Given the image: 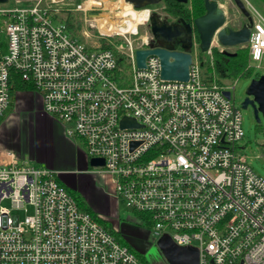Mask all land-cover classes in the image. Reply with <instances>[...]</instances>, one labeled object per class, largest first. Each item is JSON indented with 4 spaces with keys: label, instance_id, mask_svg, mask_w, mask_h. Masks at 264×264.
I'll use <instances>...</instances> for the list:
<instances>
[{
    "label": "built area",
    "instance_id": "1",
    "mask_svg": "<svg viewBox=\"0 0 264 264\" xmlns=\"http://www.w3.org/2000/svg\"><path fill=\"white\" fill-rule=\"evenodd\" d=\"M28 1L0 6V123L14 73L87 159H104L95 170L142 215L152 242L167 234L196 246L199 264H264V177L239 146L236 82L204 73L196 37L188 80H169L157 55L137 64L149 39L120 52L91 48L61 18L64 0ZM243 1L253 17L250 66L264 69V15ZM124 117L136 125L122 126ZM0 153L8 158H0V202L12 203L0 205V264H149L80 206L57 170Z\"/></svg>",
    "mask_w": 264,
    "mask_h": 264
},
{
    "label": "rangeland",
    "instance_id": "2",
    "mask_svg": "<svg viewBox=\"0 0 264 264\" xmlns=\"http://www.w3.org/2000/svg\"><path fill=\"white\" fill-rule=\"evenodd\" d=\"M16 0H9L8 3L2 4L11 6L15 4ZM250 3L256 7L264 15V4L258 0H249ZM23 3H28L29 1L22 0ZM125 0H64L62 4V11H60V16L66 18L71 15L72 21L74 24V32L87 46L94 47H111L116 51H124L128 49L130 43L133 46H140L146 39L152 38V32L150 29V19L146 23L138 25V31L136 33H121L114 31L113 33L101 34L97 25V22L92 19L93 16L97 15L101 18L108 17L111 20L115 21L119 16H116V13H119L123 10ZM219 3L226 11L227 15V24L231 25L234 28L240 26L241 23L245 20L243 13L236 6L233 0H220ZM228 6H227V5ZM1 6V4H0ZM90 6V7H89ZM188 6L190 10H193V0L188 1ZM134 7V6H133ZM136 8V7H134ZM163 1L148 5L141 8H136L138 10H149L150 13L156 11L160 14L162 19L172 20L174 17L169 15L164 11ZM3 21L0 23V25ZM237 26V27H236ZM5 38V37H4ZM197 41V37L195 38ZM198 43V41H197ZM220 45V44H219ZM222 45H220L221 47ZM213 47H218L213 46ZM212 47V48H213ZM248 44H242L231 47L228 51L234 52L240 48H247ZM219 48V47H218ZM201 52V50L199 49ZM201 59L205 62L210 59V54L208 52H201ZM128 67V66H125ZM129 68V67H128ZM207 67L203 66V71L205 74L213 73L212 71L207 72ZM256 73L264 74V69L255 68L253 69L251 76L230 78L228 80L236 82L234 97L235 102L238 108H240L243 115V130L244 138L239 141V146L241 151L247 156L248 162L254 167L256 172L264 177V118L262 119L261 124L256 123L253 111L251 108H243L241 106V101L244 97L245 90L250 84L251 80L255 77ZM212 75V74H210ZM26 89V88H25ZM23 89L20 91H12L11 101L12 105L7 109L4 120L10 115V118L13 119L10 121V128L8 129L11 134L12 144H16L22 134V111L24 109L23 105L18 102L17 93L22 94ZM29 96H33V93H30ZM12 114V115H11ZM81 143V141H80ZM82 144V143H81ZM28 160V159H27ZM28 163H31L28 160ZM93 169L95 168L94 166ZM103 180L101 184L103 187H108L110 184L109 178L106 176H100ZM111 194V193H110ZM0 205L12 207L10 200L5 199L0 202ZM111 208H114L112 212H97L94 209V213H98L104 223L110 228L114 227V231L123 232L124 225L129 226L127 229H131L127 234H121L125 243L129 244L136 254L147 261L149 264H170L166 256L164 255L162 249L159 247L157 241L152 242L148 238L147 228L141 223L139 216L130 210L123 200H117L112 203ZM32 206H28V212L23 210L16 211L19 213L21 218H24L26 213H32ZM115 214V217H114ZM98 217L97 214H95ZM118 227V230L116 229ZM125 233H127L125 231Z\"/></svg>",
    "mask_w": 264,
    "mask_h": 264
},
{
    "label": "water",
    "instance_id": "3",
    "mask_svg": "<svg viewBox=\"0 0 264 264\" xmlns=\"http://www.w3.org/2000/svg\"><path fill=\"white\" fill-rule=\"evenodd\" d=\"M136 8L145 7L161 2L162 0H125ZM187 3L189 0H178ZM220 0H204L206 12L195 18L193 23L181 19V23L169 22L162 19L160 14L153 11L150 16V29L152 38L147 48L136 51L137 64L145 67L148 55H157L161 63V77L169 80H188L190 65L193 62V26L199 35V48L202 52H208L214 41L218 44L233 47L245 44L249 41L253 25V17L243 0H233L247 21L237 27L226 25V11L219 3ZM9 0H0V4L8 3ZM186 28V29H185ZM177 42V43H176ZM178 45V46H177ZM231 54L230 51H223ZM227 97H231L230 91H225ZM248 97L242 102L243 108H248V103L255 107V117L260 120L259 113L264 118V74L254 77L246 88ZM136 125L134 119L124 117L122 126ZM91 166H104L103 158L92 157L89 160ZM170 264H199V249L193 245H178L169 235H163L157 241Z\"/></svg>",
    "mask_w": 264,
    "mask_h": 264
},
{
    "label": "crops",
    "instance_id": "4",
    "mask_svg": "<svg viewBox=\"0 0 264 264\" xmlns=\"http://www.w3.org/2000/svg\"><path fill=\"white\" fill-rule=\"evenodd\" d=\"M20 90L22 89L14 90V92ZM23 90L26 92L16 94L19 98L18 102L20 101V104L24 107L21 119L23 135H19V141L12 144L8 129L13 117L10 118L9 115L0 123V150L11 149L15 151L19 158L28 159L31 162L30 164L57 170V179L70 191L80 195L94 215H98V213H94V209L97 212L113 214L110 213V210L114 211L111 206L116 198L111 191L110 178L91 167L89 159L79 151L74 141L66 135L61 122L51 118L42 109L39 93L32 89ZM30 93H33V96H29ZM11 103L12 101L10 106ZM0 158L8 160L4 153H0ZM103 175L109 178L110 184L108 187L101 185L103 180L100 176ZM98 218L103 217L98 215ZM101 221L104 223L102 219ZM128 227L124 225L127 233L123 231L121 234L129 235L128 233H132L130 228L127 229ZM111 228L115 229L114 227ZM116 229L118 230V227ZM121 237L123 239L122 235Z\"/></svg>",
    "mask_w": 264,
    "mask_h": 264
},
{
    "label": "trees",
    "instance_id": "5",
    "mask_svg": "<svg viewBox=\"0 0 264 264\" xmlns=\"http://www.w3.org/2000/svg\"><path fill=\"white\" fill-rule=\"evenodd\" d=\"M27 1V0H25ZM164 3V11L168 13L169 15H172L174 18L177 19H184L188 22L194 21L195 18L203 15L206 12L204 0H193V10H190L187 3L179 2L178 0H162ZM261 1L264 4V0H258ZM62 18V17H61ZM66 24L68 29L75 35L74 32V24L72 21L71 15L67 16L66 18H62ZM3 21V17L0 15V23ZM198 42H200L199 35L197 34ZM5 50V44L2 38L0 37V55ZM202 52V51H201ZM200 54L202 55V53ZM208 59L207 62L203 61V66L207 67V72L212 71L213 73L209 74H215L217 77V80L222 82L223 80H228L230 78H238V77H246L251 76L253 69H255L253 66H250V55H249V47L247 48H240L237 49L234 52H231V54H226L223 51H221L218 47L212 48V56ZM260 73H256L255 77H259ZM30 86L23 82L20 77L17 74L12 75V87H11V93L14 90L17 89H28ZM72 192V191H71ZM75 197L78 199L80 206L91 212L92 211L88 208L86 202L81 198L80 195H77L76 193L72 192ZM142 216L141 214H138ZM99 221L101 219L98 218ZM102 222V221H101ZM103 223V222H102ZM119 239L124 242V240L121 237V233L114 231Z\"/></svg>",
    "mask_w": 264,
    "mask_h": 264
},
{
    "label": "bare ground",
    "instance_id": "6",
    "mask_svg": "<svg viewBox=\"0 0 264 264\" xmlns=\"http://www.w3.org/2000/svg\"><path fill=\"white\" fill-rule=\"evenodd\" d=\"M227 5V4H226ZM228 6V5H227ZM115 21L108 17L101 18L97 15L93 16V20L97 22L98 28L102 33H113L118 31L121 33H136L138 25L146 23L150 16L149 10H138L129 2H124L123 10L116 13ZM218 43L214 41V46Z\"/></svg>",
    "mask_w": 264,
    "mask_h": 264
},
{
    "label": "flooded vegetation",
    "instance_id": "7",
    "mask_svg": "<svg viewBox=\"0 0 264 264\" xmlns=\"http://www.w3.org/2000/svg\"><path fill=\"white\" fill-rule=\"evenodd\" d=\"M244 18H245V20L243 21V23H241L240 24V26L241 25H243L246 21H247V18L244 16ZM168 20V19H167ZM169 22H173V23H177V24H180L181 23V19H177V18H174V19H170V20H168ZM186 21V20H185ZM187 23H188V21H186ZM190 23H192V22H190ZM237 27V26H236ZM186 29V28H185ZM193 35L195 36V37H197L196 35H197V32H196V30H195V28H194V26H193ZM177 43V42H176ZM178 46V45H177ZM249 95H247L246 94V90H245V94H244V97H243V99H242V101H241V106H242V102L248 97ZM249 99H253V96H249L248 97V100ZM248 108H251L252 109V111H253V114H254V117H255V107L253 106V104L252 103H248ZM259 116H260V120H257L256 119V117H255V119H256V123L257 124H261V122H262V119H263V116H262V114L261 113H259Z\"/></svg>",
    "mask_w": 264,
    "mask_h": 264
}]
</instances>
